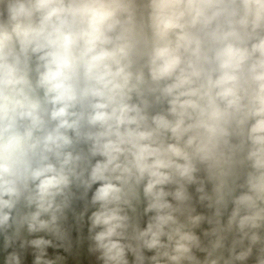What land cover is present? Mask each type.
Returning <instances> with one entry per match:
<instances>
[{"label":"clouds","instance_id":"9594fccd","mask_svg":"<svg viewBox=\"0 0 264 264\" xmlns=\"http://www.w3.org/2000/svg\"><path fill=\"white\" fill-rule=\"evenodd\" d=\"M0 264H264V0H0Z\"/></svg>","mask_w":264,"mask_h":264}]
</instances>
